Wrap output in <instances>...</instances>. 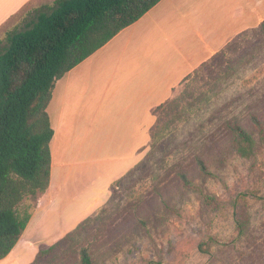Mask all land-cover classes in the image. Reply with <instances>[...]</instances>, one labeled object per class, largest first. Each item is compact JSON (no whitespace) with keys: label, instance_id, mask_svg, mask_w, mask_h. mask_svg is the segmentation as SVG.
<instances>
[{"label":"rangeland","instance_id":"obj_1","mask_svg":"<svg viewBox=\"0 0 264 264\" xmlns=\"http://www.w3.org/2000/svg\"><path fill=\"white\" fill-rule=\"evenodd\" d=\"M53 1H37L23 7L0 28V43L4 44L8 29L23 24L29 12ZM240 1L237 7H243ZM257 28L258 25L249 28L251 33L240 40L238 52L230 53L231 60L222 63L214 75L203 77L202 72L197 73L199 67L175 88L172 98H182L179 117L173 121L162 118L156 139L143 148L141 160L131 168L135 171L126 173L120 185H111L109 198L99 209L69 232L66 231L79 213L62 217L59 211L48 214L45 207L39 211L28 228L27 238L45 234L58 242L71 235L55 249L54 257L38 264H73L82 246H89L95 264H148L151 260L165 264H264V143L254 134L255 156L244 158L231 146L230 129L233 122H240L253 130L252 115L264 114V35H252ZM59 80L62 84L56 87L49 106L52 124L70 78L64 75ZM76 82L71 79L62 110L58 148L64 149L71 141L74 149L79 143L85 146L83 155L89 152L98 158L116 156V152L87 150L95 142L101 147L103 135L85 134V129L82 133L72 131L75 107L84 106L80 122H85L91 115L88 108L92 111L96 104L94 93L87 100L72 96ZM79 82L84 92L87 83ZM198 159L204 160L211 174L200 173ZM55 160L57 181L56 156ZM101 166H80L84 170L80 183H90L103 172L113 174L111 165ZM182 171L197 186L196 190L181 184L178 176ZM79 181L72 183V191L77 190ZM52 193L51 190L44 197L40 195L42 204ZM206 196L212 197L211 204ZM25 206L32 211L36 202L26 200ZM240 207L249 219L243 231L237 220ZM38 210L39 206L35 213ZM210 239L209 245H202ZM56 242L35 246L37 250L47 249Z\"/></svg>","mask_w":264,"mask_h":264},{"label":"crops","instance_id":"obj_2","mask_svg":"<svg viewBox=\"0 0 264 264\" xmlns=\"http://www.w3.org/2000/svg\"><path fill=\"white\" fill-rule=\"evenodd\" d=\"M37 1L45 0H0V28L27 4ZM236 3L238 0H161L65 74L70 81L77 80L72 96H82L85 100L93 93L96 96L95 107L92 111L91 107L88 108L91 115L85 122H80L84 106L75 107L72 131L82 133L85 129V134L103 135L101 147L95 142L87 150L116 152V156L98 158L88 155L89 152L83 155L85 146L79 143L74 149L71 141L64 149L58 148L62 135V110L71 86L67 81L63 88L62 106L55 124H52L55 130L51 142L52 169L56 156L59 181H54L53 169L47 190H52V195L45 204H42V199L46 193L38 199L39 210L17 245L0 260V264H28L39 252L35 245L56 242L52 239L54 237L45 234L27 238L30 224L43 207L48 214L59 211L62 217L79 213V218L66 231L69 232L107 201L111 185L141 160L143 148L149 144L150 131L156 122L154 109L171 99L175 88L237 35L264 20V0H242L243 7H237ZM62 80L57 81L53 95ZM81 80L83 84L87 83L84 92L80 90ZM105 163L111 165L112 175L103 172L90 183H80L84 171L80 166H103ZM75 181H79V186L72 191L71 185Z\"/></svg>","mask_w":264,"mask_h":264},{"label":"trees","instance_id":"obj_3","mask_svg":"<svg viewBox=\"0 0 264 264\" xmlns=\"http://www.w3.org/2000/svg\"><path fill=\"white\" fill-rule=\"evenodd\" d=\"M160 1L54 0L29 12L22 25L6 31L5 42L0 43V260L17 245L38 207L40 195L51 184V142L55 130L48 108L57 81ZM249 32L248 29L237 35L204 62L197 73L202 72L203 77L214 75L222 63L231 60L230 53L238 52L240 40ZM252 32L256 37L264 35V20ZM180 97L154 109L156 122L150 131L151 140L159 134L163 117L171 121L179 117L183 108ZM252 123L253 130L240 122L230 126L231 146L244 158L255 156L254 134L264 143V114L252 115ZM198 168L203 175L211 174L202 159H198ZM134 171L135 168L128 174ZM124 177L113 184L120 185ZM178 178L183 186L197 189L187 173L180 172ZM30 199L36 202L32 211L25 206ZM206 201L211 204L212 197L206 196ZM235 210L238 214L237 203ZM239 211L237 220L243 231L249 219L243 207ZM70 235L39 250L33 264L54 257L55 249ZM204 243L209 245L211 239ZM73 264H95L89 246L79 248ZM148 264L165 263L151 260Z\"/></svg>","mask_w":264,"mask_h":264}]
</instances>
